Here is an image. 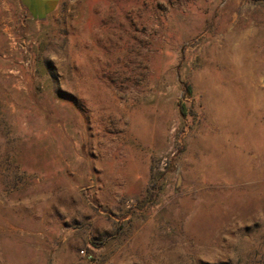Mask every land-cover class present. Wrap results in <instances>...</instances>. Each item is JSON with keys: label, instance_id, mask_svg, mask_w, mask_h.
Masks as SVG:
<instances>
[{"label": "rangeland", "instance_id": "obj_1", "mask_svg": "<svg viewBox=\"0 0 264 264\" xmlns=\"http://www.w3.org/2000/svg\"><path fill=\"white\" fill-rule=\"evenodd\" d=\"M0 264H264V0H0Z\"/></svg>", "mask_w": 264, "mask_h": 264}, {"label": "crops", "instance_id": "obj_2", "mask_svg": "<svg viewBox=\"0 0 264 264\" xmlns=\"http://www.w3.org/2000/svg\"><path fill=\"white\" fill-rule=\"evenodd\" d=\"M18 2L32 18L39 20L52 15L61 4V0H18Z\"/></svg>", "mask_w": 264, "mask_h": 264}, {"label": "trees", "instance_id": "obj_3", "mask_svg": "<svg viewBox=\"0 0 264 264\" xmlns=\"http://www.w3.org/2000/svg\"><path fill=\"white\" fill-rule=\"evenodd\" d=\"M189 89H191L190 86H189ZM181 105H182V106H181V108H182V112L185 113V101H184V100L181 101Z\"/></svg>", "mask_w": 264, "mask_h": 264}, {"label": "built area", "instance_id": "obj_4", "mask_svg": "<svg viewBox=\"0 0 264 264\" xmlns=\"http://www.w3.org/2000/svg\"><path fill=\"white\" fill-rule=\"evenodd\" d=\"M82 253H85V251L84 250H82ZM90 257H91V255H89Z\"/></svg>", "mask_w": 264, "mask_h": 264}]
</instances>
